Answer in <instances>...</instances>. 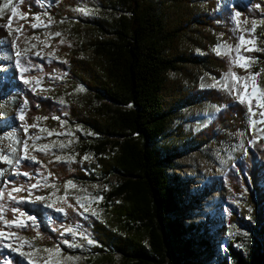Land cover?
Returning a JSON list of instances; mask_svg holds the SVG:
<instances>
[{
    "label": "trees",
    "instance_id": "16d2710c",
    "mask_svg": "<svg viewBox=\"0 0 264 264\" xmlns=\"http://www.w3.org/2000/svg\"><path fill=\"white\" fill-rule=\"evenodd\" d=\"M39 1L22 0L21 12L28 17L18 23L22 27L20 41L42 34V30L31 27L32 17L41 12ZM233 7L248 22L264 19V0L251 4L233 0ZM84 9H100L114 16L84 17ZM48 13L58 24L68 20L70 34L49 40V49L57 60L42 63V71L36 76L46 79L59 75L63 79L57 84L55 79L46 80L52 97L42 99L35 93H25L29 107L25 121L33 125L40 118L47 128L55 130H60L66 121L89 129L94 136L86 138L76 132L80 153L71 165L40 154H36L37 160L46 166L50 182L59 192H64L70 181L92 180L80 161L88 153L94 154L104 178L116 173L121 182L105 197L107 223L93 219L85 222L69 209L68 219H54L50 224L41 207L25 205L21 210L34 216L38 226L28 228L24 235L44 249H57L63 247L64 229L81 224L96 244L92 252L113 261L119 256L120 264H210L207 261L213 256L214 264H228L227 258L216 254L205 233L201 234L207 225L218 223L219 217L211 220L206 216L205 223L188 226L178 219L180 207L186 203L184 197L196 207L202 198L228 186L236 194H245L248 200L242 213H231L229 222L235 223L239 216L248 214L249 206L258 225L250 258L231 248V261L264 264V139L253 141L246 156L234 163L224 177L209 178L202 193L195 190L186 196L182 188L193 182H181L170 172L177 170L176 161L185 154L229 142L246 128L248 118L243 104L225 89L200 86L205 74L220 79L229 72L238 76L249 73L232 63L238 39L230 3L61 0ZM2 23L0 20V44L9 36ZM257 42L262 51L251 55L262 64L264 33L257 32ZM218 48L227 54L218 55ZM32 64L37 65L38 61L33 59ZM252 72L256 74L259 69ZM11 76L15 77L13 83H4L2 90L21 87L16 69H12ZM79 90L84 91L83 98L76 95ZM60 97H67L69 102L62 105L58 102ZM206 103L217 106L218 111L205 127L193 132L177 124L183 120L184 111ZM41 169L25 161L19 170L31 178L26 181L20 177L16 185H33ZM51 190L49 187L44 193ZM7 216L10 220L15 218L12 211ZM197 240L199 247L195 246ZM19 262L15 259V264Z\"/></svg>",
    "mask_w": 264,
    "mask_h": 264
},
{
    "label": "rangeland",
    "instance_id": "374dc122",
    "mask_svg": "<svg viewBox=\"0 0 264 264\" xmlns=\"http://www.w3.org/2000/svg\"><path fill=\"white\" fill-rule=\"evenodd\" d=\"M60 1L40 0L41 12L32 17V23L39 25L34 29L42 30V34L41 36L33 35L20 41L22 27L18 23L26 21L28 17L21 12L22 2L21 0H1L0 9H3L0 12V20L3 21L1 26L7 29L9 36L0 44V157H7V161L11 162L0 158V209H2L0 211V232L4 233V236L0 237V252L9 253L3 256L0 264H15V259H18L20 264H120L119 256H116L113 261L111 258L92 252L96 244L92 240V243L88 242L90 239L81 224L71 225L64 229L63 247L57 248L59 254L56 253L57 249H44L34 239L28 238L23 233L28 228H37L38 226L34 216L21 210V207L25 205L41 207L48 214L47 220L50 224L53 223L54 219H68L70 217L68 215L69 209L73 210L85 222H90L93 219L107 223L103 208L105 197L121 182V176L116 173L109 179L104 178L97 168L94 154L88 153L81 157L80 161L84 164L83 171L92 180L70 181L66 184L64 192H59L58 188H53L46 166L37 160L36 154H40L52 161L71 165L78 160L80 153L79 138L76 132L81 133L86 138L94 136L89 129L82 126L74 127L66 121L62 122L60 130L47 128L43 119L40 118H37L33 125H28L25 121V114L29 108L24 96L25 93H35L42 99L52 97V94L47 91L46 80L51 79L53 82L55 79L54 83L57 84L63 79L59 75L56 78L55 76L53 78L48 76L46 79L36 76V73L42 71V63L57 60L54 51L49 49V40L55 37L65 38L70 34L68 20L58 24L48 13L51 6ZM222 1L229 2L232 7L235 24L234 34L238 39V48H240L239 55L247 57L250 61L247 68L235 65L249 71L248 74L239 77L255 75L252 71L258 68L259 72L256 73L258 75L255 83L260 89H264V63L261 64L258 59L251 55L254 52L262 51L257 42V32L264 33V19L252 23L243 20L239 11L233 7V0ZM242 1L247 4L254 2V0ZM9 2L17 10L16 17L11 16V7L4 8V5ZM22 15L25 18L22 19ZM82 15L100 18L114 16L113 13L100 9H84ZM36 16L40 17L39 21L34 19ZM10 19L12 21L11 28L8 26ZM57 33L60 35H56ZM241 37L252 40L253 44L250 46L256 50L246 51L245 49L249 45L241 46L239 43ZM18 52L20 53L19 56L17 55ZM33 59L38 61L37 65L32 64ZM17 60L20 61L19 65L16 63ZM12 69H16V78L21 83V87L16 90L11 86L6 91L2 90L4 83H8V81L13 83L12 80L15 79V77L11 79ZM226 74L228 73L223 74L220 79L205 74L200 81V86L225 89L223 85L227 83L231 90L227 91L238 101L236 91L233 89L236 82L226 81ZM26 80L28 83H25ZM241 91L245 90L241 87ZM247 91H251V88H248ZM76 95L83 98L85 93L83 90H79ZM58 102L65 105L69 99L60 97ZM243 105L247 110L248 118L244 131L237 134L229 142L215 143L202 151L187 153L176 161L177 170L170 172L174 173L181 182H193L187 188H182L186 196L187 194L193 195L196 193L195 190L202 193L209 178L224 177L234 163L246 156V150L251 147L253 141L264 139V123L260 122L264 120V117L260 115L261 112H264V108L259 107L257 101L253 99L252 112L255 115H252L248 111L247 103ZM217 111V106L206 103L199 108L184 111L181 116L183 120H179L177 124H182L188 131L196 132L205 127ZM21 115L24 119L20 118ZM252 120L257 121L254 126L250 122ZM25 144L28 146L27 152L24 150ZM45 145L48 147L44 148ZM26 156L35 157V159H27ZM25 161L42 167L36 175V183L33 184L36 187L29 185L27 188L25 183H23L24 187L16 185V181L20 177L26 181L31 178L29 174L21 173L19 170ZM49 187H52L51 192L44 193V190ZM17 188L21 191L14 190ZM39 191L43 193L36 194ZM37 197H43V199L37 200ZM184 200L186 203L181 205L178 219L185 226L191 223H205L206 216H210L211 220L219 217L218 223L207 225L205 230L201 232V234L205 233L203 235L211 240L219 257L227 258L228 264H233L230 254L232 248L244 258H250L255 246L254 231L258 229L255 217L251 214L252 208L248 206V214L239 216L237 222H229L231 213L235 211L242 213L246 208L248 200L245 194H236L230 187L224 186L221 191L202 198L199 206L190 205L187 197H184ZM9 211L13 212L15 218L8 219L7 213ZM5 221L10 222V224L6 225ZM13 221H23L25 226L17 227L15 223H11ZM223 227H225L224 230ZM198 243L197 240L196 247H199ZM215 260V256H213L207 263L214 264ZM166 264L170 263L167 262Z\"/></svg>",
    "mask_w": 264,
    "mask_h": 264
},
{
    "label": "snow or ice",
    "instance_id": "6c2138e0",
    "mask_svg": "<svg viewBox=\"0 0 264 264\" xmlns=\"http://www.w3.org/2000/svg\"><path fill=\"white\" fill-rule=\"evenodd\" d=\"M21 2H22V0H21ZM9 7H11V16L12 17H16L17 16V10H16V8L15 7H12L11 4H10V2L9 3H6L4 5V8H9ZM2 11H3V9H0V12H2ZM85 14H87V13H85ZM237 16H239V13H237ZM21 18L23 19L25 17L22 15ZM34 19L36 21H39L40 17L39 16H36V17H34ZM11 24H12V21L10 19L9 20V23H8L9 28H11ZM38 26L39 25L37 23H33L31 25V27H33V28H36ZM254 28H255V25L253 27V31H254ZM56 35H60V34L57 33ZM239 43H240L241 46L249 45V47H247L245 49L246 51L256 50V49H254L253 47L250 46V45L253 44V41L252 40H246L244 37H241ZM216 51H217V54L218 55L227 54L226 52L222 51L219 48ZM227 52L230 53L231 52V48H228L227 49ZM236 52L238 53V55L236 56V58L234 60H232V63L234 65H238L240 67L247 68L249 66V63H250L249 59L247 57L243 56V55H239L240 48H237L236 49ZM17 55L19 56L20 53L18 52ZM37 55H39V53H37ZM16 63L19 65L20 61L17 60ZM25 71H26V69H25ZM257 75L258 74L251 75L250 77H243L242 78V77L237 76L235 72H229L228 74H226V77H225V80L226 81L232 80V81H235L236 82L233 85V89L236 91V98H237L238 102L241 103V104L247 103V105H248V111L250 113H252V115H255V113L252 112V101H253V99H255L257 101V104H258L259 107L264 108V89H260L257 86V84L255 83ZM249 81H251V83H249ZM241 82H242V84H241ZM25 83H28V81L26 80ZM37 83H38V81H37ZM223 87L226 90L231 91L228 88V84L227 83H225L223 85ZM241 87L245 91H241ZM248 88H251V91H247ZM260 115L262 117H264V112H261ZM20 118L21 119H24L23 115H21ZM250 122H251V124L253 126L257 123V121H255V120H252ZM260 122L261 123H264V120H261ZM47 147H48L47 145L44 146V148H47ZM27 148H28V146H27V144H25V147H24L25 152H27ZM41 150H43V149H41ZM0 158H3V159H5L7 161V157H0ZM25 158H27V159H35V157H27V156ZM86 159H87V157H86ZM7 162L10 163L11 161H7ZM33 187H36V185H33ZM14 190L17 191V192L21 191V189H19V188L14 189ZM36 199L37 200H40V199H43V197H37ZM0 211H2V209H0ZM21 215H23V214H21ZM11 223H15L17 227H24L25 226L24 223H23V221H20V222L13 221ZM5 224L8 225V224H10V222L5 221ZM3 236H4V233L3 232H0V237H3ZM88 242L89 243H92L91 240H89ZM46 251H51V250H46ZM56 253L59 254V249L56 250ZM21 254L23 255L24 253H21ZM69 259H71V258H69Z\"/></svg>",
    "mask_w": 264,
    "mask_h": 264
}]
</instances>
